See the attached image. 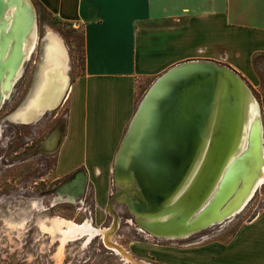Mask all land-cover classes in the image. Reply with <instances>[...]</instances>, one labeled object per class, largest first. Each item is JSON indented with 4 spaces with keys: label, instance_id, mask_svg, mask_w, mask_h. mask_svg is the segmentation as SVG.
Wrapping results in <instances>:
<instances>
[{
    "label": "crops",
    "instance_id": "1",
    "mask_svg": "<svg viewBox=\"0 0 264 264\" xmlns=\"http://www.w3.org/2000/svg\"><path fill=\"white\" fill-rule=\"evenodd\" d=\"M42 2L83 27L85 69L71 83L68 125L56 152L63 175L83 168L105 183L97 203L106 199L108 172L137 109L138 78L154 82L180 63L211 60L260 82L255 58L264 56V0ZM127 252L126 264H264V210L226 239L179 245L134 238Z\"/></svg>",
    "mask_w": 264,
    "mask_h": 264
},
{
    "label": "rangeland",
    "instance_id": "2",
    "mask_svg": "<svg viewBox=\"0 0 264 264\" xmlns=\"http://www.w3.org/2000/svg\"><path fill=\"white\" fill-rule=\"evenodd\" d=\"M30 1L38 28V42L25 65L24 74L10 97L0 106V264H126L130 260L123 252L128 253L130 239L149 237L179 245L226 239L239 224L264 210L263 183L243 209L229 218L187 238H163L149 233L135 220L133 211L123 202L125 191L128 190L131 196L133 192L127 184L115 180L112 167L108 172L106 199L101 204L97 203L96 193L101 194L105 190L103 181L89 178L83 168L65 175L58 171L60 152H46L42 146L55 130L68 125L70 91L57 108L49 110L35 123L18 124L6 120V116L25 101L36 82L45 35L53 32L64 39L70 57L71 83L85 69L83 35L80 25L55 15L42 0ZM255 65L260 72V82L256 85L237 73L259 102L264 151V56L255 58ZM152 83L150 78L137 79L138 105ZM114 163L115 159L113 166ZM100 171L90 170V175ZM80 174H86V183L84 180L78 186L75 181ZM58 220L74 226L89 222L98 231L91 238L87 233L69 237L64 231L66 226L59 228L56 225ZM106 228L109 231L112 228V233L107 234ZM111 244H116L122 252Z\"/></svg>",
    "mask_w": 264,
    "mask_h": 264
},
{
    "label": "bare ground",
    "instance_id": "3",
    "mask_svg": "<svg viewBox=\"0 0 264 264\" xmlns=\"http://www.w3.org/2000/svg\"><path fill=\"white\" fill-rule=\"evenodd\" d=\"M37 30L34 8L30 0H0V106L10 97L14 86L23 75L25 65L38 42ZM44 40L43 58L36 82L25 101L8 116L11 121L18 124L37 122L49 110L57 108L71 88L70 57L64 39L56 33L49 32ZM224 85L221 86L222 91L216 99L214 112L197 160L184 183L164 205L161 215H144L137 212L135 214L139 220L148 222L154 228L164 226L166 230L174 232L168 236L153 233L158 237L187 238L216 221L234 215L243 209L260 184L264 183L263 129L259 102L247 86L226 85L224 93ZM234 93L239 96V102L234 123L228 128L231 139L227 145L228 152L222 169L199 210L194 212L193 217L185 219L188 208L187 198L196 188V183L214 150L216 138L225 119L224 114H229L228 106L234 99ZM65 129L66 127L62 125L55 130L42 148L46 152H55L64 138ZM82 174L75 181L78 186L84 183L85 175ZM117 181L120 184H127L129 190H132L131 183L118 178ZM125 193L123 202L133 197L129 195L128 190ZM69 198L72 196L69 195ZM56 225L59 228L66 226L64 231L69 237L87 233L91 238L98 231L89 222L74 226L70 222L58 220ZM184 227L190 230L177 234V231ZM108 232L111 234L112 228L106 233ZM115 245L111 244L122 252ZM127 254L123 252V255L130 260L131 256Z\"/></svg>",
    "mask_w": 264,
    "mask_h": 264
},
{
    "label": "water",
    "instance_id": "4",
    "mask_svg": "<svg viewBox=\"0 0 264 264\" xmlns=\"http://www.w3.org/2000/svg\"><path fill=\"white\" fill-rule=\"evenodd\" d=\"M233 84L248 87L229 66L211 60H190L159 76L140 101L119 148L113 174L115 180L131 183L133 197L125 202L131 212L135 209L132 212L135 220L149 233L162 236L174 233L164 226L154 228L138 220L135 214L161 215L164 205L184 183L197 160L221 86L224 85L225 93L226 85ZM238 102L239 96L234 93L214 150L187 198L185 219L199 210L218 178L228 152L231 139L228 128L234 123ZM184 228L177 234L190 230Z\"/></svg>",
    "mask_w": 264,
    "mask_h": 264
},
{
    "label": "trees",
    "instance_id": "5",
    "mask_svg": "<svg viewBox=\"0 0 264 264\" xmlns=\"http://www.w3.org/2000/svg\"><path fill=\"white\" fill-rule=\"evenodd\" d=\"M80 27H81L80 29L82 30V35H83V27L82 26H80ZM83 46H84V41H83Z\"/></svg>",
    "mask_w": 264,
    "mask_h": 264
},
{
    "label": "flooded vegetation",
    "instance_id": "6",
    "mask_svg": "<svg viewBox=\"0 0 264 264\" xmlns=\"http://www.w3.org/2000/svg\"><path fill=\"white\" fill-rule=\"evenodd\" d=\"M23 74H24V72H23ZM34 79H35V78H34ZM8 116H9V115L6 116V120H10V119L8 118Z\"/></svg>",
    "mask_w": 264,
    "mask_h": 264
}]
</instances>
